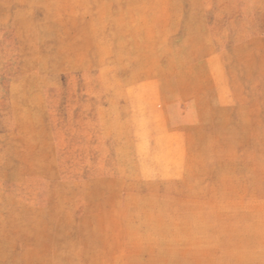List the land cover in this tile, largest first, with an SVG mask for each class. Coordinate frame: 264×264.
Returning a JSON list of instances; mask_svg holds the SVG:
<instances>
[{
    "label": "rangeland",
    "instance_id": "374dc122",
    "mask_svg": "<svg viewBox=\"0 0 264 264\" xmlns=\"http://www.w3.org/2000/svg\"><path fill=\"white\" fill-rule=\"evenodd\" d=\"M0 264H264V0H0Z\"/></svg>",
    "mask_w": 264,
    "mask_h": 264
}]
</instances>
